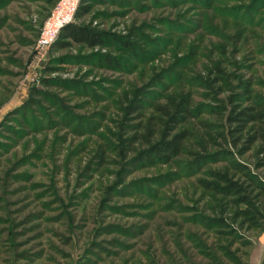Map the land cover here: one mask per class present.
Masks as SVG:
<instances>
[{
    "label": "rangeland",
    "instance_id": "1",
    "mask_svg": "<svg viewBox=\"0 0 264 264\" xmlns=\"http://www.w3.org/2000/svg\"><path fill=\"white\" fill-rule=\"evenodd\" d=\"M55 1L0 0V264H264V226H239L196 182L222 161L141 165L114 133L138 87L213 103L248 79L264 94V0H85L110 41L136 32L91 50L36 44ZM255 146L235 157L252 165Z\"/></svg>",
    "mask_w": 264,
    "mask_h": 264
},
{
    "label": "trees",
    "instance_id": "2",
    "mask_svg": "<svg viewBox=\"0 0 264 264\" xmlns=\"http://www.w3.org/2000/svg\"><path fill=\"white\" fill-rule=\"evenodd\" d=\"M52 4L54 0H46ZM89 2L80 0L74 11L73 19L63 24L53 40L56 46L80 44L87 49L105 47L117 43L120 47H130L133 28L125 40H109L107 34L92 25L93 18L88 15ZM82 58V56H81ZM98 61L115 62L109 53L104 52ZM220 68L216 67L215 76H205L199 85L210 87V82L221 80ZM47 83L48 78H42ZM159 82V78L156 77ZM223 80L222 83L224 82ZM248 79H238L235 84L227 82L228 92L214 97L213 103L198 102L191 98L189 90H178L164 96V101L149 100L143 87L135 92L123 106V116L114 132L117 147L133 151L134 161L141 165L154 162L183 164L198 170L208 162L222 161L208 167L196 177V182L205 190L220 194L223 208L228 206L230 217L243 227L264 226V177L255 168L264 166V94L255 92ZM220 84L216 92L222 90ZM27 98L28 104H38L33 94L44 96L38 87ZM49 94V93H48ZM152 108L145 119L143 109ZM204 113L203 116H200ZM142 117V118H141ZM136 118L134 122L128 119ZM143 146L134 150L135 143ZM253 143L254 160L252 165L235 157L249 150ZM120 145V146H119ZM98 157L102 154L98 153ZM227 257L234 264H245L227 251Z\"/></svg>",
    "mask_w": 264,
    "mask_h": 264
},
{
    "label": "built area",
    "instance_id": "3",
    "mask_svg": "<svg viewBox=\"0 0 264 264\" xmlns=\"http://www.w3.org/2000/svg\"><path fill=\"white\" fill-rule=\"evenodd\" d=\"M79 0H56L39 28L36 44L48 46L56 37L60 27L71 21Z\"/></svg>",
    "mask_w": 264,
    "mask_h": 264
}]
</instances>
